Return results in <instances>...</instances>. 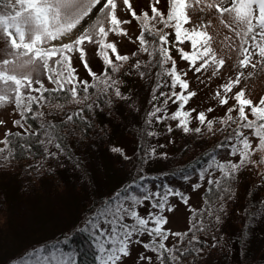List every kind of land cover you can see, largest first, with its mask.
<instances>
[{"label":"snow or ice","instance_id":"obj_1","mask_svg":"<svg viewBox=\"0 0 264 264\" xmlns=\"http://www.w3.org/2000/svg\"><path fill=\"white\" fill-rule=\"evenodd\" d=\"M160 3L161 0H150L151 15H149L148 11L138 14L130 0H123L124 9L140 26V34L136 37L140 51L149 57L158 55L159 67L171 62V67L165 69V74L170 77L171 91L161 92L160 96H167L165 104L168 100H172L174 104H178V107L170 116L166 111L164 115H157L164 110L154 107L149 113L148 123L151 124L153 117L157 123L171 119L178 121L176 127L185 134L201 133L200 126L194 129L190 127L192 113L196 110H185L196 92L189 91V82L183 78L187 72L177 71L176 62L168 47L170 33L164 29L174 30L177 45L186 42L190 44L189 51L177 48L181 59L188 62V70L201 73L211 67L212 76H216L224 67L225 59L217 58L216 51L212 47L213 36L206 30L211 22L205 24L201 21L193 24L188 12L189 9L206 4L208 9H215L219 13L220 23L240 39L239 57L242 58L238 59L239 67L245 69L251 66L255 69L257 64H264V0H212L211 3L207 0H166V13L158 7ZM117 10V0H0V38L5 45L0 49V109L9 104L14 105V110L20 116V119L13 121L14 126L24 129V134L29 136L37 135L34 131L29 132L22 121H26L29 114L34 113V106L40 107L48 103L51 98L58 99L56 93L64 94L78 104H85L89 110L95 103V101L86 103L91 99L90 89H95L104 96L112 90L116 97L126 99L120 91L119 81L109 73V69L111 72H117L122 67V63L117 62H127L130 59L128 55L119 53L115 41L108 40L110 34L127 36V29L122 26L132 22L130 19H121ZM200 11L203 12L204 9L201 8ZM225 14L230 18L228 22L223 19ZM93 15L95 18L92 23H86L75 39L59 46L51 45V42L69 36L82 21L86 22V18H91ZM157 23L162 24L163 27L157 28ZM225 39L230 38L225 37ZM86 43L97 45V55L106 66L99 75L88 65L84 47ZM45 45L51 46L45 47ZM74 53L79 54L81 62L88 69V74L93 78L92 83L78 77L72 65ZM132 55L135 56L137 53L134 52ZM254 57L259 59L253 62ZM38 65L42 68L47 83L52 87H46L44 80L33 76ZM143 66L147 67L149 64ZM134 67L141 68V62L137 61ZM143 75L144 73L141 72V76ZM156 75L159 77L160 73ZM243 75L244 73L240 72L235 79L229 78L227 83L220 86L224 95H221V91L214 94L221 106L229 103L228 94L241 83ZM163 86L162 82H158L157 87ZM177 87L180 89L179 92L175 91ZM46 93L48 95H45ZM155 98L154 96L153 99ZM232 99L236 103L227 108L224 118L219 121L209 119L203 111L195 116L198 124L205 125L209 132H212L214 123L236 125L225 140L216 147L227 146L228 157H238V161L228 158L218 159L212 155L208 166L199 171L198 180L203 182L207 179L206 191L209 193L230 194L232 183L242 169L250 164L264 163V157L259 161L252 159L256 152L264 151V96L254 102L246 97L245 89L240 88ZM212 111V108L207 109L208 113ZM233 112L237 113L236 117H233ZM84 113L85 108H80L68 114L59 129L52 123L41 125L46 135V140L41 141V144H54L57 150H62L63 141L66 139L62 136V128L66 123L73 122L74 118L86 121L88 117ZM34 115L42 117L44 114L35 112ZM3 124L4 121L0 120V125ZM242 129L250 131L246 134ZM172 130L169 125L167 131L170 133ZM14 135L19 137L21 133H12L9 130L4 133L3 139H0V145H3L0 147V166L18 158L16 149L28 151L31 148L27 140L23 145L19 142L13 144L11 137ZM147 135L156 134L148 132ZM252 138L257 141L255 148ZM110 151L120 154L124 159H129L119 147H111ZM46 154L52 157L57 155L56 152H46ZM161 155L165 158L167 156L166 153ZM155 156L156 149L150 148L145 152V159L141 163H146ZM216 172L219 173L218 177L215 176ZM184 178L187 180L189 176ZM145 179L147 177L140 175L138 179L132 180L112 196L102 200L91 210V214L84 218L82 225L77 227L76 231L86 234L94 247L96 264H123V260L131 255V247L134 244L142 245L146 252L154 253L158 264H179L182 257L204 251L203 247L197 245L207 244L208 241H201L197 233L206 231L204 213L213 216L211 209L198 210L189 207L191 213L189 229L186 232H172L165 227L168 217L164 215L166 211L175 210L170 198L176 197L181 203L188 205L190 197L168 186L162 191L153 190L147 184L140 182ZM202 187H204L202 183L192 184L193 191ZM210 201L211 196L205 202L210 204ZM144 208H151L154 211L142 213L141 209ZM260 214H264V209L260 210ZM220 219L219 215H215L217 222ZM145 235L149 237L147 242L141 239ZM189 235L190 239H188ZM170 237L178 239L169 247L166 242ZM68 239L69 237L65 236L63 240L57 239L55 242L33 246L20 257L14 258L10 264H77L79 253L66 251L61 247L62 244L68 243ZM182 244L185 245L184 248L180 247ZM216 246L217 238L213 236L211 247ZM152 259L153 257L145 256L144 253L139 255V260H147L148 264H152Z\"/></svg>","mask_w":264,"mask_h":264},{"label":"rangeland","instance_id":"obj_2","mask_svg":"<svg viewBox=\"0 0 264 264\" xmlns=\"http://www.w3.org/2000/svg\"><path fill=\"white\" fill-rule=\"evenodd\" d=\"M130 2L138 14L148 11L151 15L150 0H130ZM207 2L211 3L212 0H207ZM117 3L118 16L121 19H130L132 22L122 26L127 29V36L110 34L108 40L115 41L119 53L128 55L130 59L127 62H117L122 63V67L117 72H111L109 69V73L119 81L120 91L126 99L116 97L112 90H109L106 96L103 95V99L107 103L110 101L111 110H107L89 90L91 99L86 103L95 101L91 110L96 124L89 139L82 141L72 122H68L64 126L68 144L73 154L81 157L89 176L77 161L63 149L57 150L54 144L47 143H44L46 151L56 152L55 157L46 155L43 160L22 162L13 159L10 163L0 166V264H10L14 258L20 257L33 246L41 245L43 241L69 231L83 219L84 203H94L95 197L108 198L123 187L133 177L138 164V131L145 120L148 122L149 113L154 110V107H160L164 111L157 115H164L166 111L170 116L178 107V104H174L172 100H168V103L165 104L167 96H160L161 92L170 93L171 91L170 77L165 74V69L171 67V62L159 67L157 66V56L149 57L140 51V44L136 40L140 34V26L124 9L123 0H117ZM158 7L166 13V0H161ZM201 8L204 9L203 12L200 11ZM188 12L193 24H198L201 21L205 24L211 22L206 30L213 36L212 47L216 51L217 58L223 57L225 65L216 76H212L213 68L211 67L201 73L188 70V62L181 59L177 48L189 51L190 44L186 42L177 45L174 30L164 29L170 33L168 47L176 62L177 71L187 72L183 78L189 82V91L196 92L185 108V110H196L192 113L193 119L190 127L194 129L200 126L202 129L201 133L185 134L176 127L178 121L165 119L157 123L155 117L149 124V132H154L156 135L151 136L147 151L154 147L156 156L144 163L143 170L147 174H158L159 180H155L157 178L151 181L145 180L142 184H147L153 190L161 191L165 186H168L190 197L188 205L181 203L176 197L170 198V202L175 205V210L166 211L164 215L168 217L165 227L172 232H186L191 219L189 207L198 209L203 205V193L208 185L207 179L203 182L198 180V174L202 168L208 166L209 161L188 175H173L170 173V169L179 161L184 162L193 158L201 149L220 139L227 126L214 123L212 132H209L205 125L198 124L195 119L196 114L203 111L209 119L219 121L224 118L227 108L236 103L232 96L240 88H244L246 97L254 102L264 96V64H257L255 69L251 66L245 69L239 67L238 59L242 58L239 57L241 41L233 31L220 23L219 13L215 9H208L206 4L189 9ZM94 18V15L91 18H86V22L82 21L81 25L77 26V29L73 30L69 36L53 41L51 45L59 46L75 39L86 23H92ZM223 19L226 22L230 20L227 14ZM156 27L162 28L163 25L157 23ZM225 37L230 39H225ZM51 45H45V47ZM4 47L3 39L0 38V49ZM84 47L89 67L99 75L106 69V66L97 55V45L86 43ZM134 52L137 55L133 56ZM257 59L259 58L254 57L253 62H256ZM113 60H115L114 57ZM137 61H140L142 65L139 69L134 67ZM145 64H149V66L144 67ZM72 65L80 79L93 82V78L88 74V69L81 62L78 53L73 54ZM141 72L144 73L143 76H141ZM240 72L244 73L241 83L234 87L232 93L228 94L229 103L221 106L214 94L221 91L220 86L227 83L229 78L235 79ZM157 73H160L159 77L156 75ZM33 76L44 80L46 87H52L47 83L39 65ZM199 77L203 79L201 83L197 82ZM158 82H162L164 86L157 87ZM175 91L179 92V87ZM221 95H224L222 91ZM154 96L155 99H153ZM172 99L174 100L175 97ZM83 106L85 104L73 102L68 107L50 99L48 103L40 107L34 106V113L43 112L44 114L42 117L34 116L40 125L64 123L68 114L78 111ZM208 108H212L213 111L208 113ZM246 111L249 110L246 109ZM232 115L236 117L237 113L233 112ZM17 119H20V116L14 110L13 104L0 109V120L4 121V124L0 125V139H3L6 131L24 130L14 126L13 121ZM22 123L28 128L27 120ZM169 125L173 129L170 133L167 131ZM230 125L236 127L235 124L230 123ZM242 131L248 134L250 130L242 129ZM252 139L255 148L257 141L255 138ZM43 140H46L44 131ZM2 146L0 145V147ZM111 147L121 148L129 159H124L120 154L111 152ZM228 151V147L225 146L215 156L218 159L228 158L238 161V157H228ZM164 153L167 154L166 158L161 155ZM261 157H264V151L256 152L252 159L259 161ZM185 176H189V179L186 180ZM215 176L218 177L219 173L216 172ZM194 183H202L204 187L193 191L192 184ZM235 183L236 191L231 198L232 208L227 214L228 217L226 216L224 230L229 234L228 232L234 229L232 215L237 219L239 213H244L252 205L256 206L255 211H249L250 214L245 222L246 253H243V248L237 241L229 240L228 242L227 240L222 246L207 251L208 253L201 252L203 255L200 262L190 259L192 264H264V214H260V210L264 209V203H259L264 201V163L246 166L237 174ZM147 211L154 210L151 208L141 209L142 213ZM190 238L189 235L188 239ZM141 239L147 242L149 237L145 235ZM177 239L170 237L166 243L170 247ZM180 247L184 248L185 245L182 244ZM66 251H74V248ZM140 253L153 257L152 264H158L154 253L146 252L142 245L135 244L131 247V255L123 260V264H138V262L139 264H148L147 260H139ZM186 259L181 258L179 264H190Z\"/></svg>","mask_w":264,"mask_h":264},{"label":"trees","instance_id":"obj_3","mask_svg":"<svg viewBox=\"0 0 264 264\" xmlns=\"http://www.w3.org/2000/svg\"><path fill=\"white\" fill-rule=\"evenodd\" d=\"M150 38V37H148ZM157 60H159V56L157 55ZM202 78L199 77V80L197 82L201 83ZM91 94L93 97L107 110H111V106L109 103H107L106 100L103 99V95L99 93L95 89H90ZM45 95H48L47 93ZM57 98H51L53 101L58 102L63 104L64 106H70L74 101H72L70 98L66 97L64 94L61 93H56L55 94ZM82 108H85V113L84 115L88 117L86 121L83 120H76L74 118L73 127L77 132V135L80 137L82 141H86L89 139L91 136L94 127H95V117L93 115L92 110L87 109L86 106H83ZM74 113V112H73ZM28 121V130L29 132H36L37 135H27L24 134V130H19V129H13L11 130L12 133H21V136H12L11 140L12 143L15 144L19 142L21 145L24 144V141L27 140L31 148L28 151H22L21 149H16V152L19 154L18 158L14 159L16 161L22 162L25 160H43L46 157V148L44 144H41V141L43 140V130L41 128L40 123L37 121L36 117L34 114H29V118L27 119ZM63 122L56 123L55 125L59 129L61 124ZM90 125V126H86ZM235 127H232L231 125H227L225 127L224 133L221 136L220 139L212 143L211 145L201 149L197 155H195L193 158L187 160V161H179L178 164H176L172 169H170V173L173 175H188L199 168H201L206 162L210 161L211 156L217 154L222 148H217L216 146L220 143H222L225 140V137L228 136V134L234 129ZM64 130V127L62 128ZM149 132V123L145 120L143 123L142 127L138 131V150H139V161L136 166L134 175L132 178H130L126 183L128 184L134 179H138L140 175H143L147 177L145 180H153L158 177V174H147L143 170L144 163H141L145 159V152L148 149L149 141L151 136H148L147 133ZM62 136L66 137L63 141V150L70 155L72 158L77 161L78 165L82 168V170L89 176V173L86 171L84 168V163L81 159V157L75 156L73 154V151L71 147L68 144L67 141V135L66 131H62ZM166 178V177H165ZM164 178V179H165ZM145 180L140 181L143 183ZM159 180V178L155 179ZM235 181L232 183V190L231 193L228 195H225L224 193H217V192H212L209 193L208 191H204L203 193V205L198 208L199 209H206L210 208L211 211L214 213L213 216H208L207 212L204 213V220H205V228L206 231L202 233H197L201 241H208L207 244L199 245V247L204 248V252L208 253L207 251H210L213 249L211 247L212 243V237L215 236L217 238V246H222L225 241L229 240H235L237 241L240 246L243 248V253H246L245 247H246V242H245V233H244V228H245V222L253 209H256V206L252 205L250 209L246 210L244 213H239L236 219V216L232 215L233 217V224H234V229H232L229 234H227L225 229L226 225V219H227V214L228 212L230 213V210L232 208L231 205V198L235 193ZM124 185V186H125ZM208 187V186H207ZM211 196V201L210 204H206V199ZM104 200L101 197H95L94 203L92 204H87L84 203V216L83 219L75 225L73 228H71L69 231L60 233L59 235L47 239L43 241L41 244H44L46 242H55L57 239L63 240L65 236H68V243L67 244H62L61 247H63L65 250L73 249L74 251L78 252L77 256V264H96V261L94 259L96 252L94 247L91 245L90 240L87 238V235L84 233H79L76 231L77 227L82 225V222L85 217L91 214V210L98 206L100 202ZM222 209V210H221ZM250 211V212H249ZM215 215L220 216V221L217 222L215 220ZM227 216V217H226ZM202 255L203 253H192L191 255H187L185 257H182L187 260L188 263L192 264L191 260H198L199 262L202 260ZM191 259V260H190ZM190 261V262H189Z\"/></svg>","mask_w":264,"mask_h":264}]
</instances>
